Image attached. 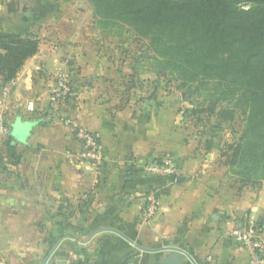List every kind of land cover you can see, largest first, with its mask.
<instances>
[{
  "label": "crops",
  "instance_id": "1",
  "mask_svg": "<svg viewBox=\"0 0 264 264\" xmlns=\"http://www.w3.org/2000/svg\"><path fill=\"white\" fill-rule=\"evenodd\" d=\"M7 2L0 0V31ZM47 42L12 81L0 79V116L10 134L25 133L10 144L0 136V264H165L176 252L162 247L189 255L178 253V264H247V249L227 233L247 214L262 222L264 240V185L224 182L226 169L212 167L174 118L150 103L114 106L101 80L114 73L107 61ZM59 70L74 91L65 111L99 135V166L79 159L73 128L43 110ZM160 156L175 161L176 176L144 173ZM149 193L160 205L146 223Z\"/></svg>",
  "mask_w": 264,
  "mask_h": 264
},
{
  "label": "trees",
  "instance_id": "2",
  "mask_svg": "<svg viewBox=\"0 0 264 264\" xmlns=\"http://www.w3.org/2000/svg\"><path fill=\"white\" fill-rule=\"evenodd\" d=\"M88 1L103 20L126 22L146 38L159 72L175 73L184 84L224 83L246 107V128L240 141L228 146V162L242 163L248 175L257 176L260 167L264 174V0ZM38 48L34 36L0 34L1 81H12ZM210 112L220 120L234 114L215 107ZM6 137L8 144L16 141L10 133ZM247 181L240 186L256 185Z\"/></svg>",
  "mask_w": 264,
  "mask_h": 264
},
{
  "label": "rangeland",
  "instance_id": "3",
  "mask_svg": "<svg viewBox=\"0 0 264 264\" xmlns=\"http://www.w3.org/2000/svg\"><path fill=\"white\" fill-rule=\"evenodd\" d=\"M7 1L10 12L6 15L7 23L12 30L7 26L6 31L1 30L0 34L19 32L34 36L45 44L56 41L61 53L71 51L85 56H99L109 63V70L114 72L101 80L108 89L111 88L106 97L113 98L116 108L129 105L148 107L147 103H150L151 110L158 109L163 116L174 118L177 128L184 134L195 136L196 149L202 154L204 150L210 154L212 167L226 169L224 182H246L248 177L247 182L256 183L249 186L264 185L261 167L257 176H251L242 163L228 162L232 154L228 146L238 143L246 128V107L224 83L210 79L184 84L175 73L159 72L160 64L155 61V53L148 40L137 35L126 22L103 20L88 0ZM55 75V85L43 110L55 113L53 116L62 121L74 119L78 122L75 116L65 111V104L74 97L73 85L63 71L59 70ZM61 79L69 86L70 94L53 101L54 92L61 91ZM211 107H215L216 112L221 108L232 110L233 118L217 119L210 112ZM253 138L251 135L250 139ZM225 151L227 155H223ZM162 158L166 156L151 160ZM176 168L179 171L178 166Z\"/></svg>",
  "mask_w": 264,
  "mask_h": 264
},
{
  "label": "built area",
  "instance_id": "4",
  "mask_svg": "<svg viewBox=\"0 0 264 264\" xmlns=\"http://www.w3.org/2000/svg\"><path fill=\"white\" fill-rule=\"evenodd\" d=\"M62 76L61 78H63ZM61 91H55L51 97L53 101L65 98L70 94L69 86L61 79L59 82ZM5 92L7 90L5 89ZM63 123L73 128L76 138L80 144L77 157L81 160L91 161L99 166L103 161V153L100 146L99 135L87 127L79 124L74 119H65ZM9 128L0 116V136H7ZM143 171L151 176H176L178 174L176 165L170 158H162L160 160H150L143 166ZM160 201L158 196L149 193L145 196V205L143 208V218L146 223H150L158 213ZM234 237L245 246L248 252L247 264H264V240L260 233L256 230L255 222L249 215L245 214L239 224L227 233Z\"/></svg>",
  "mask_w": 264,
  "mask_h": 264
},
{
  "label": "water",
  "instance_id": "5",
  "mask_svg": "<svg viewBox=\"0 0 264 264\" xmlns=\"http://www.w3.org/2000/svg\"><path fill=\"white\" fill-rule=\"evenodd\" d=\"M11 135L14 137L15 140L21 141V140H23L25 133L19 129V130L12 131ZM182 179H183V177H181V176L177 178L178 181H180ZM161 250H170V251L176 252L175 255H171L170 257H168V259H164L163 262L165 264H178V262L180 260V255L178 253H180V252L185 254V255H188L183 250H181L179 248H175V247H162Z\"/></svg>",
  "mask_w": 264,
  "mask_h": 264
},
{
  "label": "clouds",
  "instance_id": "6",
  "mask_svg": "<svg viewBox=\"0 0 264 264\" xmlns=\"http://www.w3.org/2000/svg\"><path fill=\"white\" fill-rule=\"evenodd\" d=\"M253 211H255V209H253Z\"/></svg>",
  "mask_w": 264,
  "mask_h": 264
}]
</instances>
